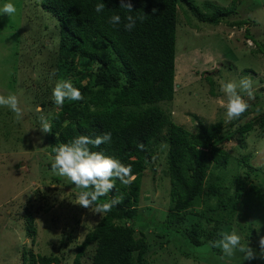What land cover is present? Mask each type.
<instances>
[{
	"label": "trees",
	"instance_id": "1",
	"mask_svg": "<svg viewBox=\"0 0 264 264\" xmlns=\"http://www.w3.org/2000/svg\"><path fill=\"white\" fill-rule=\"evenodd\" d=\"M23 2L25 7L28 4L34 17L36 10L39 12L35 21L47 19L50 23L53 18L57 22L54 33H47V27L43 33L39 27L34 28L41 34L31 37L34 42L31 49L26 48L23 53L18 48L16 51L15 74L20 73L24 78L28 77L26 73L31 76L32 71H37V77L28 79L29 84H33L25 93L31 97L30 122L38 140L43 141L40 145L54 157L53 149L61 143L80 135L95 138L111 133V142L99 147L90 145V149L130 165L135 176L129 185L116 180L115 188L91 206L95 210L113 196L123 197L110 211L100 213L97 222L86 231L75 247L72 264H81L91 248L90 264H150L152 246L144 231L151 225L148 222L147 226L139 225L140 218L144 217V210L139 206L143 174L154 161L161 142L167 146L165 176L169 181L167 213L164 223L159 224L162 229L173 228L194 247L207 246L209 241L219 240L221 233H231L238 217L247 220L251 238H256L257 230L253 228L256 221L263 223L264 230V177L250 162L249 154L234 157L226 147L233 143L237 151L244 150L245 140L252 131L260 130L264 134L262 94H255V101L248 102V110L227 124L223 119L204 124L193 116L197 120L193 132L177 125L163 108L173 101L176 93L178 8L185 10L186 19L190 13L205 25L241 28L251 19L241 17L237 0H232L229 6L211 1L196 5L193 0H130L131 13L120 8V0H101L105 9L100 13L95 11L100 0H21ZM113 15L121 17L120 24L109 23ZM127 15L146 17L143 22L137 20L133 30L126 31ZM244 37L256 46L252 53H264V42L249 28L245 29ZM36 53L37 67H31ZM248 72L250 70H244ZM207 76L208 73L203 75ZM26 79L19 83V88L28 84ZM61 79L70 80L82 93L83 100L66 99L63 106H57L52 90ZM208 83L214 85L212 80ZM217 89L218 92H211L212 97L222 96L220 88ZM37 106L42 112L35 111ZM41 115L51 123V132H41ZM8 135V129L4 130L2 137ZM140 143L145 146L142 151L137 147ZM233 162L243 175L235 172L227 176ZM52 163H47L49 169ZM261 173L264 174V168ZM65 178L56 176L53 180L64 184ZM73 188L77 193L82 191L75 185ZM252 209L255 213L248 215ZM238 224L241 228L240 222ZM153 228L158 239L167 237ZM24 229L33 244L37 230L31 211L25 216ZM165 243H168L166 238L158 245L161 248ZM210 250L220 256L221 263L264 264V259L259 257L244 261L238 251L231 261L222 249ZM259 251L258 246L256 252ZM19 255V264H63L62 257L42 255L27 247H23Z\"/></svg>",
	"mask_w": 264,
	"mask_h": 264
},
{
	"label": "rangeland",
	"instance_id": "2",
	"mask_svg": "<svg viewBox=\"0 0 264 264\" xmlns=\"http://www.w3.org/2000/svg\"><path fill=\"white\" fill-rule=\"evenodd\" d=\"M193 1L196 5L211 1L221 6H229L232 0ZM6 2L13 3L17 11L11 16L0 14V94H15L24 110V116L18 120L10 109L0 107V264H19V251L23 247L31 248L42 255L55 254L63 258V264H72L77 243L97 222L100 214L95 213L92 207L86 209L75 204L78 193L67 178L64 184L53 180L58 175L52 173L47 163L53 162L54 157L40 145L38 136L33 132L34 126L30 122L28 110L31 97L25 93V89L33 84H29L28 79L37 77V71H32L31 76L26 73L28 77L24 78L20 73L14 72L17 48L22 53L26 48L31 49L30 45L34 43L31 37H38L45 27L48 28L47 33H54L57 22L53 18L50 23L47 19L35 21L39 12L36 10L34 17L28 4L25 7L21 0H0V7ZM236 6L242 18L251 19L241 28H231L225 24L217 27L205 25L190 13L189 19H186L185 10L178 8L175 44L176 93L173 101L163 108L177 125L188 131L193 132L197 124L193 116L204 124L214 123L218 119L228 123L226 109L221 103L226 101L225 94L220 89L219 93L224 97H212L211 94L213 90L218 92L221 81L238 82L243 76H251L255 94H262V99L264 97V53H252L256 46L244 37L245 29L249 28L257 39L264 42V0H237ZM37 27L42 30L41 33L34 29ZM37 56L38 53L31 67H37ZM246 69L250 72L244 73ZM205 73H208L206 78L203 77ZM25 78L28 84L19 88V83ZM209 80L213 81V86L208 83ZM241 94L248 102L255 101V95L253 99H248L246 94ZM6 129L9 131L7 138L2 137ZM245 144L246 148L239 151L234 148L233 143H228L226 147L234 157L249 154L250 162L259 168L260 175L264 177L261 173L264 168V134L260 130L252 131ZM166 152L167 146L161 142L154 161L147 167L142 179L139 207L144 210L142 214L145 218H140L139 225L147 226V222L151 225L144 231L152 246L148 257L150 264H225L220 262L217 253H212L210 247L191 246L173 228L160 227L159 224L164 223L169 204V181L165 176ZM235 172L243 175V171L237 169L233 162L227 169V176ZM28 211L33 213L37 230L33 244L24 229ZM261 211L263 212L262 209ZM248 213L252 215L255 210ZM237 222H240L241 228L237 223L234 229L241 236V243L249 241V246L257 251L258 241L264 236L263 223L260 220L255 222V230L258 228L257 222L261 227L253 239L247 230V220L238 217ZM152 226L166 234L164 239L168 243L165 246L160 248L158 245L164 239L157 238ZM92 252L93 248L88 249L81 264H90ZM230 258L233 261L234 257Z\"/></svg>",
	"mask_w": 264,
	"mask_h": 264
},
{
	"label": "clouds",
	"instance_id": "3",
	"mask_svg": "<svg viewBox=\"0 0 264 264\" xmlns=\"http://www.w3.org/2000/svg\"><path fill=\"white\" fill-rule=\"evenodd\" d=\"M120 8L128 13L133 12L130 0H120ZM105 9V4L98 2L95 6L97 13ZM17 9L11 2H6L0 7V14L14 15ZM155 11V10H153ZM146 15L134 17L127 15L124 28L126 31H131L135 28L137 20L143 22ZM109 23L118 25L121 23L119 15H113L109 18ZM221 92L225 94L226 101H222V106L226 109V120L231 122L238 119L250 107L248 100L244 98L246 94L248 99H253L255 90L253 88V79L251 76H243L239 81H221ZM52 96L57 106H63L66 99L72 101L83 100V95L80 90L73 86L70 80L61 79L55 83L52 90ZM0 107L10 109L16 118L22 119L24 110L20 107L18 97L9 93L7 96L0 94ZM36 112H42V109L37 106ZM40 130L43 133H49L52 130V125L48 119L41 115L39 117ZM42 142V141H38ZM111 142V133H103L91 138L86 135H80L68 143H61L53 149L55 156L51 165L52 173L66 177L75 188L81 189L75 200V204L83 208H90L100 197L107 196L114 188L116 180H119L124 185H129L135 176L132 173L130 165L123 164L119 159L105 156L98 151H92L90 145L99 147L101 144ZM138 149L144 150L142 143L137 144ZM123 200L122 195H116L110 198L107 202L97 205L95 213L110 211L114 206L120 204ZM258 228L261 227L257 222ZM221 238L217 241H209L208 247L220 248L225 256L232 257L237 251L243 254L244 261L253 259H264V236H261L259 244V253L249 246V241L241 243V236L233 229L231 233H221Z\"/></svg>",
	"mask_w": 264,
	"mask_h": 264
}]
</instances>
